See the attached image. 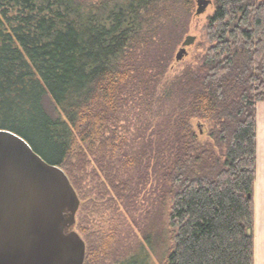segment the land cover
I'll return each mask as SVG.
<instances>
[{
	"label": "trees",
	"instance_id": "1",
	"mask_svg": "<svg viewBox=\"0 0 264 264\" xmlns=\"http://www.w3.org/2000/svg\"><path fill=\"white\" fill-rule=\"evenodd\" d=\"M195 2L0 0V130L68 175L84 264L145 190L141 242L112 264H256L264 0H211L208 47L167 80Z\"/></svg>",
	"mask_w": 264,
	"mask_h": 264
},
{
	"label": "water",
	"instance_id": "2",
	"mask_svg": "<svg viewBox=\"0 0 264 264\" xmlns=\"http://www.w3.org/2000/svg\"><path fill=\"white\" fill-rule=\"evenodd\" d=\"M211 0H197V14ZM194 39L187 36L180 60ZM80 198L66 172L18 134L0 130V264H84ZM251 234V230H248Z\"/></svg>",
	"mask_w": 264,
	"mask_h": 264
},
{
	"label": "rangeland",
	"instance_id": "3",
	"mask_svg": "<svg viewBox=\"0 0 264 264\" xmlns=\"http://www.w3.org/2000/svg\"><path fill=\"white\" fill-rule=\"evenodd\" d=\"M195 8L191 13L190 25L188 32L183 36L181 41L174 46H171V62H170V71L167 74V80L179 74L186 66L190 64H194L196 58L202 55L205 49L208 47V42L206 40L204 34V26L207 22V17L212 14L214 11V6L210 3L205 11L201 14H197V0L195 2ZM187 36H194V39L189 45H187L186 53L182 56L180 60L176 59V55L179 52L180 48L183 46V42L185 41ZM151 50V49H150ZM149 50V51H150ZM150 59V56L146 57ZM128 114V117H125L126 124L131 129L130 135L132 139H136V132L139 131L142 126L145 124V119L139 115H135L134 112H125ZM138 116V117H137ZM257 117L262 120V124L264 126V101L259 102ZM130 121L127 123V121ZM139 128V129H138ZM258 136L264 143V130L261 133L258 128ZM138 144H140V140H136ZM141 145V144H140ZM262 159L264 164V146L262 149ZM257 178L259 179V171L257 174ZM260 180V179H259ZM256 184L255 188V214H256V222L254 229L255 236V246H256V264H264V188L261 185L262 180H260ZM154 197L152 191L145 190L134 203H132L131 207V215L132 217L121 216L120 220H114V228L116 225L117 235L116 241L114 243L112 251L108 256L101 262L103 264H112L116 259H120L133 252L141 242V233L138 231L141 227H144L146 222V214L145 211L147 209H151L152 203H154ZM133 218V219H132ZM135 220V221H134ZM151 264H158V262L152 256L150 258Z\"/></svg>",
	"mask_w": 264,
	"mask_h": 264
},
{
	"label": "crops",
	"instance_id": "4",
	"mask_svg": "<svg viewBox=\"0 0 264 264\" xmlns=\"http://www.w3.org/2000/svg\"><path fill=\"white\" fill-rule=\"evenodd\" d=\"M258 128H259V131L261 130V133H262L263 130H264V126L262 124V120L260 121L259 117H258L257 136H258ZM263 146H264V143L258 136V138H257V150H258L257 174H258V171H259V179L262 180V182H261L262 184L261 185H263V188H264V164H263V159H262ZM259 179L256 178V184H257ZM256 184H255V188H256ZM255 249H256V246H255Z\"/></svg>",
	"mask_w": 264,
	"mask_h": 264
}]
</instances>
